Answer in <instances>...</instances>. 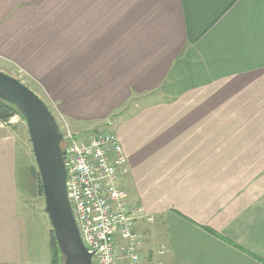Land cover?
<instances>
[{
	"label": "crops",
	"instance_id": "1",
	"mask_svg": "<svg viewBox=\"0 0 264 264\" xmlns=\"http://www.w3.org/2000/svg\"><path fill=\"white\" fill-rule=\"evenodd\" d=\"M0 70L77 124L118 113L142 264H264V0H0ZM17 162L0 149V264L50 263Z\"/></svg>",
	"mask_w": 264,
	"mask_h": 264
},
{
	"label": "built area",
	"instance_id": "2",
	"mask_svg": "<svg viewBox=\"0 0 264 264\" xmlns=\"http://www.w3.org/2000/svg\"><path fill=\"white\" fill-rule=\"evenodd\" d=\"M56 119L63 133L68 198L92 264H142L146 237L138 222H154V217L132 204L121 185L128 168L118 133L107 127L84 136L72 132L66 118ZM7 124L0 118V127ZM154 264L162 262L157 258Z\"/></svg>",
	"mask_w": 264,
	"mask_h": 264
},
{
	"label": "water",
	"instance_id": "3",
	"mask_svg": "<svg viewBox=\"0 0 264 264\" xmlns=\"http://www.w3.org/2000/svg\"><path fill=\"white\" fill-rule=\"evenodd\" d=\"M0 100L24 117L41 179L45 210L63 258V264H92L68 198L63 133L56 116L29 86L0 71Z\"/></svg>",
	"mask_w": 264,
	"mask_h": 264
},
{
	"label": "rangeland",
	"instance_id": "4",
	"mask_svg": "<svg viewBox=\"0 0 264 264\" xmlns=\"http://www.w3.org/2000/svg\"><path fill=\"white\" fill-rule=\"evenodd\" d=\"M3 73L7 74L6 72ZM13 75H15L13 77L20 79L23 83H25L27 86L31 87L32 90L38 93L39 89L37 85L33 83L29 76H26L19 72H16V74ZM125 110V108L118 109L120 114H122V112H124ZM51 111L55 113H53L55 116L61 119V115L59 116V111L56 108L52 107ZM117 115L118 113L115 114V119L112 117L105 122L104 118L101 125H95L96 123L94 125H90V123L87 122H80L79 124H77L68 117L66 118V120L69 121V127L72 132L75 131L84 136H88L91 135L95 130L99 131L108 129L107 127H111V123H113L114 121L116 125V122L119 120V116ZM10 119L12 120V122H10ZM10 119L6 120V122H8L7 125L0 127V149H11L16 152V159L18 160L16 166H18L17 181L19 184V191L17 197H19V212L27 220L26 226L28 225L29 227V231L27 230L28 236L34 242L38 243L35 246L38 248H35L34 250L39 251L44 247V245L47 246V241H49L50 239V251L52 257L51 237L54 235V233L52 230L51 222L49 220V216L45 210V197L44 195H37L25 184L28 174L27 171L30 169V166H36L38 170L32 142L28 132L27 122L19 112ZM47 219L49 223H47Z\"/></svg>",
	"mask_w": 264,
	"mask_h": 264
},
{
	"label": "trees",
	"instance_id": "5",
	"mask_svg": "<svg viewBox=\"0 0 264 264\" xmlns=\"http://www.w3.org/2000/svg\"><path fill=\"white\" fill-rule=\"evenodd\" d=\"M17 113L18 112L15 109V107L0 100V118L6 121ZM27 173L28 174L25 181L26 186L29 187L31 190H33V192H35L37 195L43 196L41 179L36 166H30V169L27 171ZM210 231L213 232V230ZM51 248H52V260L50 263H22V264H63V258H61L62 255L58 248L54 235L51 237ZM5 264H15V263H5Z\"/></svg>",
	"mask_w": 264,
	"mask_h": 264
}]
</instances>
